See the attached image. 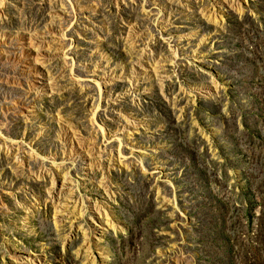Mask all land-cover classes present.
Here are the masks:
<instances>
[{
  "label": "rangeland",
  "instance_id": "1",
  "mask_svg": "<svg viewBox=\"0 0 264 264\" xmlns=\"http://www.w3.org/2000/svg\"><path fill=\"white\" fill-rule=\"evenodd\" d=\"M0 264H264V0H0Z\"/></svg>",
  "mask_w": 264,
  "mask_h": 264
},
{
  "label": "bare ground",
  "instance_id": "2",
  "mask_svg": "<svg viewBox=\"0 0 264 264\" xmlns=\"http://www.w3.org/2000/svg\"><path fill=\"white\" fill-rule=\"evenodd\" d=\"M61 189H62V188H61ZM87 248H88V250H89V249H90V246L88 245Z\"/></svg>",
  "mask_w": 264,
  "mask_h": 264
}]
</instances>
